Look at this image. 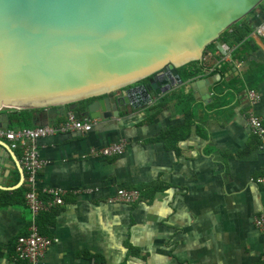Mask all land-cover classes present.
I'll use <instances>...</instances> for the list:
<instances>
[{"label": "crops", "instance_id": "obj_1", "mask_svg": "<svg viewBox=\"0 0 264 264\" xmlns=\"http://www.w3.org/2000/svg\"><path fill=\"white\" fill-rule=\"evenodd\" d=\"M263 18L264 0L243 18L251 27L249 44L227 46L216 40L202 54L207 69L159 96L182 88L193 100L190 134L178 143L177 154L147 142L182 121L173 100L148 124L135 126L143 111H133L97 120L87 133L37 141L45 162L39 185L65 192L44 235L56 242L40 264H264V234L252 224L253 216L264 211V190L254 181L263 172V153L244 125L249 111L245 91L253 89L259 101L250 111L264 126V36L251 35ZM246 77L257 79L255 88L247 87ZM62 106L33 112L31 125L62 122ZM8 114H0V127L19 129ZM119 141L125 143L119 156L89 154ZM261 144L264 152V136ZM17 181L14 163L0 147V185ZM156 182L164 190L148 203L142 198L130 205L106 202L117 187ZM14 190L0 191V264H12L9 243L26 233L30 220L24 205L1 207L2 192Z\"/></svg>", "mask_w": 264, "mask_h": 264}, {"label": "water", "instance_id": "obj_2", "mask_svg": "<svg viewBox=\"0 0 264 264\" xmlns=\"http://www.w3.org/2000/svg\"><path fill=\"white\" fill-rule=\"evenodd\" d=\"M263 0H0V114L96 98L75 118L143 111L176 69ZM72 109V106L68 108ZM0 128L7 129V126ZM18 181L23 173L9 147Z\"/></svg>", "mask_w": 264, "mask_h": 264}, {"label": "built area", "instance_id": "obj_3", "mask_svg": "<svg viewBox=\"0 0 264 264\" xmlns=\"http://www.w3.org/2000/svg\"><path fill=\"white\" fill-rule=\"evenodd\" d=\"M252 36H264V18L254 27ZM229 54L225 57L228 58ZM246 105L249 111L244 116V125L249 133L259 142L257 149L262 154V175L254 181L264 190V152L261 144L264 136V126L259 116L250 110L259 101L257 92L253 89L245 91ZM97 123L94 118H75L74 113L68 110L64 113L63 121L58 124H41L30 128L4 129L0 128V139L5 141L10 150L18 153V165L23 173L24 192L22 196L23 205L30 214V220L24 235L16 237L13 243L14 256L12 264H40L45 250L56 242L55 238L40 235L35 226L37 214L49 212L51 209L63 204L65 192L61 189L43 187L39 185L38 173L44 167L45 162L40 158L37 141L50 136L63 134L66 132L87 133ZM123 141L111 143L96 150H90L89 154L93 157H112L119 156L124 150ZM95 190H84V193H91ZM79 192L74 191L73 194ZM138 190L133 188H115L112 195L108 196L106 202L109 204L130 205L140 200ZM253 227L264 234V211L258 212L252 218ZM260 261L264 262V254L260 256Z\"/></svg>", "mask_w": 264, "mask_h": 264}, {"label": "trees", "instance_id": "obj_4", "mask_svg": "<svg viewBox=\"0 0 264 264\" xmlns=\"http://www.w3.org/2000/svg\"><path fill=\"white\" fill-rule=\"evenodd\" d=\"M250 31H251V27L248 26L242 19L236 22L235 24L231 25L224 32H222L217 41H220L227 46L249 44L247 38ZM212 44L213 43L206 46L205 50L208 47H210ZM201 69H207V68L206 66L201 64L200 61L199 62L192 61L178 67L176 69V72L180 80L183 82L185 80H189L199 76L201 74ZM219 73L221 74V72ZM244 82L247 85V87L255 88L258 81L257 79L246 77L244 79ZM95 99L96 98H90L88 100H81V101H76L74 103L63 105L62 107L64 113L69 110L68 108L70 106H72L71 111L73 113H79L82 109H84L87 106L88 103H90ZM168 100L175 101L174 108L177 112H179L182 115V121L178 124L170 125L162 131H159L157 135L147 139V142L159 143L164 147L165 150L172 151L175 154H177L178 153L177 145L179 142L185 140L189 136L190 127L194 119L193 100L189 94H184L182 92V88H179L178 90L170 93L169 95H165L156 99L153 103H151L147 108L143 110L142 116L140 118L134 120V125L141 126L144 124L151 123ZM37 110L38 109L10 112L8 115L11 120L16 121V124L18 125L19 128H30L33 127V125H31L30 122L31 114ZM133 189L138 190L141 198L148 203L153 198V195L155 193L164 190V186L162 187L159 182H156L153 184L139 185ZM23 192L24 189L22 187L12 191L11 194H8L7 192H2L1 200L3 201V204L1 205V207L3 208L11 205L23 206V202H22ZM57 212L58 210L51 209L49 212H44V213L42 212L37 214L35 218V226L40 235L43 236L45 235L46 228L52 225L53 218L55 217ZM27 226L28 224H26L25 228H27ZM24 234L25 233L23 232L19 234V236ZM12 242L9 243L10 244L9 246L13 245Z\"/></svg>", "mask_w": 264, "mask_h": 264}]
</instances>
